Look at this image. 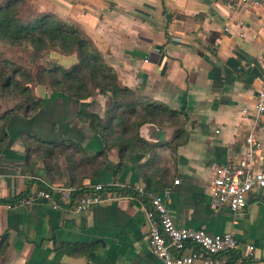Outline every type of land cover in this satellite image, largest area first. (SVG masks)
<instances>
[{
	"label": "crops",
	"instance_id": "0c3cea01",
	"mask_svg": "<svg viewBox=\"0 0 264 264\" xmlns=\"http://www.w3.org/2000/svg\"><path fill=\"white\" fill-rule=\"evenodd\" d=\"M27 2L28 8L54 14L88 36L116 72L119 86L152 104L185 112L187 137L174 148V128L147 124L139 134L156 145L153 153L134 152L114 177L118 154L113 149L104 168L93 172L83 157L98 154L103 142L79 122L78 113L103 117L110 98L94 91L81 102L32 84L33 95L46 104L31 118H10L9 142L0 154L6 165L0 166V200L20 197L15 207L0 204V238L7 234L0 264H162L147 244L148 228L136 201L118 194L74 217L53 210L44 200L19 203L42 182L90 190L96 184H126L164 195L178 227L202 228L210 234L233 232L240 244L254 247L247 258L238 253L223 256L227 264H264V203L259 195H251L247 207L234 215L226 208H212L208 194L213 167L242 156L253 126V102L264 77V9L230 7L227 0ZM47 61L61 66L68 61L70 66L75 56L52 53ZM0 100L6 105L0 113L15 103ZM22 131L43 141L64 142L76 168L70 171L66 159L59 158L48 172L39 163L33 174H24ZM256 135L264 155V118ZM148 162L145 172L141 167ZM53 236L99 246L86 257L65 256L53 251Z\"/></svg>",
	"mask_w": 264,
	"mask_h": 264
},
{
	"label": "trees",
	"instance_id": "16d2710c",
	"mask_svg": "<svg viewBox=\"0 0 264 264\" xmlns=\"http://www.w3.org/2000/svg\"><path fill=\"white\" fill-rule=\"evenodd\" d=\"M27 6V0H0V44L18 47L26 44L38 54L50 51L51 54L72 55L75 56V62L68 68L46 63L33 74L22 64L7 58L0 59V98L15 102L12 108L0 113V154L9 142L10 118L17 115L31 118L46 104L44 98L33 95L32 84L47 86L54 95L81 102L89 100L94 91L110 98V105L103 117L82 111L78 113L79 122L86 124L103 142L98 154L92 157L82 154L85 155L83 161L93 167V172L104 168L108 154L113 149L118 154L114 177L134 152L153 153L156 145L145 141L139 134L140 128L147 124L174 128L171 139L174 148L185 143L187 135L184 126L188 122L185 112L152 104L137 96L133 90L119 86L116 72L105 63L88 36L54 14L44 11L28 13ZM19 138L25 150L24 174H33L39 163L48 172L52 167H57L59 158L66 159L70 171L76 168V161L71 160L73 152L64 142L43 141L28 131L20 132ZM149 163L141 167L143 171L150 169ZM147 178L148 187H151V178ZM114 190L120 196L128 193L136 195L130 189ZM89 192L90 189L81 185L76 188L75 195L80 197ZM19 198L1 199L0 204L15 205ZM50 240L54 252L70 257H86L99 246L97 242L57 241L55 236ZM6 247L7 234L0 238V258Z\"/></svg>",
	"mask_w": 264,
	"mask_h": 264
},
{
	"label": "built area",
	"instance_id": "2783aa9c",
	"mask_svg": "<svg viewBox=\"0 0 264 264\" xmlns=\"http://www.w3.org/2000/svg\"><path fill=\"white\" fill-rule=\"evenodd\" d=\"M230 7L261 6L264 0H227ZM247 114V111H243ZM264 118V77L256 92L252 107L253 126L245 137L242 156L232 162L213 167V177L208 185L210 205L214 209L226 208L236 215L243 211L249 197L258 194L264 203V155L256 128ZM178 181H175L177 184ZM114 188L130 189L136 193L123 195L136 201L143 211L147 225V244L162 264H227L223 256L238 253L247 258L254 247L242 245L233 232L210 234L202 228L178 227L169 213L167 198L142 187L131 188L126 184L105 187L94 185L90 192L76 196V188L54 186L42 182V186L20 204H30L38 199L50 203L53 210H63L71 217L87 212L93 206L119 197ZM8 208L16 205H7Z\"/></svg>",
	"mask_w": 264,
	"mask_h": 264
},
{
	"label": "rangeland",
	"instance_id": "374dc122",
	"mask_svg": "<svg viewBox=\"0 0 264 264\" xmlns=\"http://www.w3.org/2000/svg\"><path fill=\"white\" fill-rule=\"evenodd\" d=\"M27 12H35L36 10H32V8H28ZM50 51H45L43 53H35L32 49H30L29 45L24 44L21 47L18 46H11L6 44H0V59L7 58L15 63L23 64L28 68L32 73L35 74L38 67L41 64L50 63L47 61ZM52 63V62H51ZM63 68H68L69 63L68 61H63L62 63ZM8 106V105H7ZM6 107V105L0 100V109Z\"/></svg>",
	"mask_w": 264,
	"mask_h": 264
},
{
	"label": "water",
	"instance_id": "95a60500",
	"mask_svg": "<svg viewBox=\"0 0 264 264\" xmlns=\"http://www.w3.org/2000/svg\"><path fill=\"white\" fill-rule=\"evenodd\" d=\"M1 159H2V156L0 155V166H6L2 164Z\"/></svg>",
	"mask_w": 264,
	"mask_h": 264
}]
</instances>
